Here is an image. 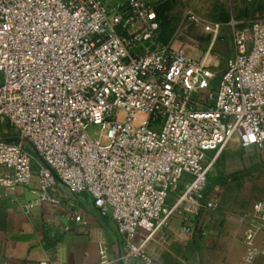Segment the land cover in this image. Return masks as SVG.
Returning <instances> with one entry per match:
<instances>
[{"label": "built area", "instance_id": "2783aa9c", "mask_svg": "<svg viewBox=\"0 0 264 264\" xmlns=\"http://www.w3.org/2000/svg\"><path fill=\"white\" fill-rule=\"evenodd\" d=\"M253 17L217 81L210 52L161 44L150 0H0V187L54 205L58 184L88 194L126 257L158 264L148 244L181 204L218 207L208 177L228 144L264 153V15ZM204 31L212 46L223 34ZM251 223L244 264L264 255V200Z\"/></svg>", "mask_w": 264, "mask_h": 264}, {"label": "crops", "instance_id": "0c3cea01", "mask_svg": "<svg viewBox=\"0 0 264 264\" xmlns=\"http://www.w3.org/2000/svg\"><path fill=\"white\" fill-rule=\"evenodd\" d=\"M150 1L158 4L160 0ZM241 151L245 154L240 156ZM221 155L226 161L224 174L228 175L264 162V153L244 149L237 138ZM183 189L182 184L169 197V208L176 206ZM55 195L59 204L39 203L24 187L15 191L0 187V264H141L126 257L116 222L100 213L90 195L70 194L61 184ZM253 206L240 203L197 210L181 204L180 213L152 237L148 251L158 264H244L245 235L252 226ZM78 215L80 222L76 221ZM263 242L264 233L257 237V247ZM255 264H264V255Z\"/></svg>", "mask_w": 264, "mask_h": 264}, {"label": "rangeland", "instance_id": "374dc122", "mask_svg": "<svg viewBox=\"0 0 264 264\" xmlns=\"http://www.w3.org/2000/svg\"><path fill=\"white\" fill-rule=\"evenodd\" d=\"M164 2H169L171 7L164 26L165 45L182 47L200 59L210 52L209 59L214 64L217 81L228 59L235 53V31L246 29L254 18L253 13L255 16L264 15V0H160L158 4ZM190 13L195 14L200 22L189 19ZM205 23L222 26L223 35L213 46L212 37L204 31ZM242 154L245 152L239 153ZM252 156L257 158L254 153ZM225 162L221 155L209 174L208 200H215L218 208L264 200V162L259 161L250 170H236L230 175L224 174Z\"/></svg>", "mask_w": 264, "mask_h": 264}, {"label": "trees", "instance_id": "16d2710c", "mask_svg": "<svg viewBox=\"0 0 264 264\" xmlns=\"http://www.w3.org/2000/svg\"><path fill=\"white\" fill-rule=\"evenodd\" d=\"M171 7L169 2H164L160 4H156V11L158 14V20L160 22V30L162 31L161 36H160V42L161 44L165 45L163 41V33H164V26L166 23V16L170 12Z\"/></svg>", "mask_w": 264, "mask_h": 264}, {"label": "water", "instance_id": "95a60500", "mask_svg": "<svg viewBox=\"0 0 264 264\" xmlns=\"http://www.w3.org/2000/svg\"><path fill=\"white\" fill-rule=\"evenodd\" d=\"M162 31L159 32V35H161ZM159 43V39L156 41V45ZM156 45L151 48V51H154L156 48Z\"/></svg>", "mask_w": 264, "mask_h": 264}]
</instances>
